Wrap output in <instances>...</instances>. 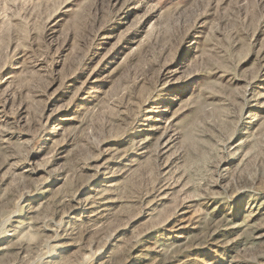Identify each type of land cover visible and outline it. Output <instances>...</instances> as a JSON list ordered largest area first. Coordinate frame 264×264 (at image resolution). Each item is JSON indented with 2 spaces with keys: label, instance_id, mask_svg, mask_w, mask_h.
<instances>
[{
  "label": "rangeland",
  "instance_id": "rangeland-1",
  "mask_svg": "<svg viewBox=\"0 0 264 264\" xmlns=\"http://www.w3.org/2000/svg\"><path fill=\"white\" fill-rule=\"evenodd\" d=\"M0 264H264V0H0Z\"/></svg>",
  "mask_w": 264,
  "mask_h": 264
}]
</instances>
